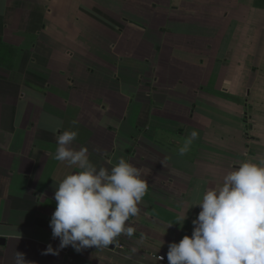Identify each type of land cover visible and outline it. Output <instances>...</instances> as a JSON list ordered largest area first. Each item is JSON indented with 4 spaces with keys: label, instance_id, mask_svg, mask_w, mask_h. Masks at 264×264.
Listing matches in <instances>:
<instances>
[{
    "label": "crops",
    "instance_id": "crops-1",
    "mask_svg": "<svg viewBox=\"0 0 264 264\" xmlns=\"http://www.w3.org/2000/svg\"><path fill=\"white\" fill-rule=\"evenodd\" d=\"M73 120V148L148 181L123 251L45 254L60 244L56 187L79 171L53 158ZM249 160H264V0H0V264L17 251L29 264H169L205 191Z\"/></svg>",
    "mask_w": 264,
    "mask_h": 264
},
{
    "label": "clouds",
    "instance_id": "clouds-1",
    "mask_svg": "<svg viewBox=\"0 0 264 264\" xmlns=\"http://www.w3.org/2000/svg\"><path fill=\"white\" fill-rule=\"evenodd\" d=\"M71 123L76 130L58 135L53 158L79 171L56 187L50 227L60 244L58 249L49 245L45 254H58L68 246L77 252L108 248L122 234L131 237L134 228L128 221L138 214L149 187L142 169L124 158L111 169L98 168L86 147L73 148L79 130L78 121ZM198 135L190 132L179 149L181 156ZM197 206L201 210L192 221V235L168 245L169 264H264V160L245 161L229 171L221 185L205 191ZM187 218L181 215L183 225L176 224L183 228ZM15 264H29L24 253L16 252Z\"/></svg>",
    "mask_w": 264,
    "mask_h": 264
},
{
    "label": "built area",
    "instance_id": "built-area-1",
    "mask_svg": "<svg viewBox=\"0 0 264 264\" xmlns=\"http://www.w3.org/2000/svg\"><path fill=\"white\" fill-rule=\"evenodd\" d=\"M120 236L107 249L116 250V251H123L125 249V246L120 242ZM158 259L160 260V257H158ZM160 261H164V258L162 260H160Z\"/></svg>",
    "mask_w": 264,
    "mask_h": 264
}]
</instances>
